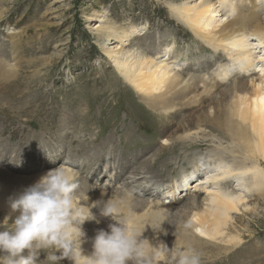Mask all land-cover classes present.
<instances>
[{"label":"rangeland","instance_id":"rangeland-1","mask_svg":"<svg viewBox=\"0 0 264 264\" xmlns=\"http://www.w3.org/2000/svg\"><path fill=\"white\" fill-rule=\"evenodd\" d=\"M184 2L0 0V185L15 188L20 184L30 186L39 179L43 169L57 168L70 155L77 159L81 157L84 162L82 166L72 168L79 185L76 199L85 213L91 212L96 217L81 225L83 232L87 233L90 229L108 230L107 224L114 221L110 217H103L101 208L117 200L126 204V208H129L127 211L134 213L136 217L131 224H135L134 230L142 233L141 239H146V244L154 253L162 252L165 245L168 248L190 245L202 253V264H264V188L262 194L256 189L249 190V206L240 205V213L231 214L228 237L242 238L241 244L233 248L202 239L198 240L205 242H189L194 231L190 225L191 218L196 212L201 214L205 206L201 205V195L192 194L194 190L188 188L192 184H200L198 181L205 180L206 175L218 173H208V163L199 157L192 162L180 163L162 176L161 171L165 170L162 161H167L169 157L167 154L161 157L163 153L158 154L157 151L161 150L164 139H175L188 131L177 129L180 123L181 126L192 120L199 123L201 120L197 115L200 112L190 111L180 120L175 118L177 125L168 132V125L160 119V112L152 113L146 107V111L141 112L138 108V105H142L141 101L136 95L126 96L119 83L122 77L105 55V50L118 45V41H107L104 31L98 33L99 30H95L100 24L105 29L118 27L127 30L133 27L141 30L138 36L140 41L146 39L151 43L149 45H153L157 34L165 35L163 42L166 46H174L183 52L189 46L194 47L193 36L184 25L172 18L169 8L170 5ZM245 5L252 7L250 2L241 4ZM254 10L264 21V0H256ZM101 20L104 22L101 23ZM144 28L148 33L143 36ZM153 50L155 47H150L148 52ZM210 52L209 49L200 50L190 62L182 57L177 66L183 70L185 66H193L191 70L186 69V74L199 75L202 72L207 77L215 76L218 72L214 68L217 66L209 68L210 63L216 61L213 57L215 54ZM232 73H235V79L231 81L228 78V86L224 90L240 85L236 78L242 73L238 70ZM242 75L246 76L245 73ZM252 78L255 75L245 79ZM218 109L216 105L215 110ZM211 111L213 109L210 107L204 110L208 113ZM131 128L134 135L131 136L130 132L127 141H121L120 136L123 139L125 132ZM163 131L166 136L161 138ZM208 132L214 133L211 130ZM155 137L158 144L154 146L150 143ZM149 145L153 148L151 151L135 160L130 158L127 167L124 162V171L116 170L120 168L118 159L122 158L124 150L134 153ZM207 151L215 153L210 148ZM160 158L162 161L159 165L156 163L157 178L162 183L177 182L180 189L175 199L180 202L170 205L173 210L171 217L154 220L146 211L136 209L138 204L134 200L139 201L142 197L122 185L133 168H140L145 163L150 165ZM45 159L50 160L48 165H44ZM106 163L107 173L101 174L96 184L95 180L102 171L95 172V168ZM88 169L90 172L86 171ZM3 171L9 173L4 175ZM193 173L194 177L190 176L187 181L189 185L181 183L185 175ZM231 180L229 186H223V182L221 186L226 192H237L239 184L237 180ZM212 183L206 186L214 191L216 188ZM182 193H191L192 196L181 200ZM163 200L168 199L164 197L156 203L163 204ZM7 215V212L0 211V222ZM131 224L130 227H133ZM45 257L46 253L41 252L38 258L40 264H46L43 261ZM61 264H71V261L65 259Z\"/></svg>","mask_w":264,"mask_h":264},{"label":"bare ground","instance_id":"bare-ground-1","mask_svg":"<svg viewBox=\"0 0 264 264\" xmlns=\"http://www.w3.org/2000/svg\"><path fill=\"white\" fill-rule=\"evenodd\" d=\"M247 2H250L252 7L241 6ZM255 6L256 0H185L181 5H170L172 18L184 25L193 36L194 47L189 46L183 52L174 46H166L163 42L166 38L165 35L158 36L157 34L155 43L149 45L151 43L148 40H139L138 36H140L141 30H135L133 27L127 30L118 27L105 29L100 24L95 28V30H99L98 33L104 31L107 41H118V45L105 50V55L122 77V82L119 83L123 91L126 92V96L136 95L144 105V107L138 105L141 112L142 110L146 111L145 107L152 113L160 112V119L166 121L168 125L167 132L173 129L178 120L185 117V114L190 111L200 112L197 115V118L199 117L201 120L199 123L196 124L193 120L191 123H185L186 125L183 123L182 126L180 123L177 129L188 131L175 139H164L161 150L157 151L158 154L163 153L161 157L167 154L169 157L167 161L171 160L173 163H166V160L162 161L160 158L155 163L151 162L150 165L145 163L140 168H133L122 185L126 190L142 197L139 201L134 200L135 204H138L137 210L146 211L147 214H150L149 217L154 220L169 218L172 216L170 212L173 211L170 205L180 202L175 199L180 187L174 181L162 183L155 172L158 171L157 165L160 161L165 163V170L161 171L163 176L169 169H173L180 163L192 162L199 157L206 160L208 163V171H206L208 173L216 171L218 174H208L210 177L206 175L205 180L203 178L198 181L201 182L200 184H195V186L192 184L193 187L191 185L188 188L190 191L194 190L192 194L201 195V205L205 206L201 214L196 212L192 218L190 217V225L194 230L191 241H189L191 243L205 242L198 240L202 239L233 248L241 244L242 238L228 237V225H231L232 222L231 214L240 213V205L249 206V197L247 196L249 190L256 189L261 194L263 192L264 21L261 20L259 12L253 11ZM235 14L237 16L232 17ZM100 22L103 23L104 20ZM143 31H145L143 36L148 33L146 28ZM183 33L187 37V34ZM150 47H155V50L149 53ZM204 49H209L211 54L216 55H213L216 61H212L209 67L213 69L217 66V69L214 68L218 72L215 73V76L207 77L202 72V75L201 73L199 75L186 74V69L191 70L193 66H185V70L181 69V66H177L181 63L182 57L190 62L198 54V51ZM234 70H238L242 74L245 73L246 76L238 75L240 77L236 79L240 85L224 90L228 86V78L231 81L235 79V73H232ZM12 75L9 74V76ZM253 75L255 78L245 79ZM223 104L225 105L223 106ZM216 105L219 106L217 111L215 110ZM209 107L213 109V112H204ZM175 118H178L176 122H174ZM205 128L214 133L208 132L209 130L207 131ZM131 130L132 128L125 132L123 139L120 136L121 141H127L128 135L133 133ZM164 136H166L165 131L161 138ZM150 144L154 146L158 144L156 137ZM151 145L141 148V150L138 149L134 153L126 152L127 149L124 150L122 158L118 159L121 169L116 170L124 171L122 168L128 166V163L131 162L130 158L135 160L145 152L151 151L153 149L150 147ZM209 148L215 153H209L207 151ZM209 154L210 156H208ZM65 160V163L59 164L57 168L63 166L74 174L75 170L72 168L81 167L84 163L81 161V157L77 159L73 155L68 156ZM48 161L50 160H46L44 165H48ZM123 163L126 167L122 166ZM107 168V163L95 168V172L102 171L96 180L94 179L96 184L99 182L101 174L107 173ZM52 169H43L40 176ZM86 171L90 172L89 169ZM6 173L9 172L3 171L4 175ZM190 176L194 177V173L185 175L181 183L185 182L189 185L187 181ZM231 179L237 180L239 188H241H238L237 192H226L227 190L221 186V182H223L222 185L229 186ZM210 182H213L216 190L208 189L206 185H211ZM27 185L20 184L16 188L0 185V211L2 213L7 212L9 215L11 212L8 204L9 198L22 191ZM192 194L182 193L183 196L179 199L190 198ZM164 197L168 199L163 200L165 203H156L157 200L164 199ZM171 198L172 200H170ZM110 204L115 205L119 212L124 211L123 214L129 217V224L133 222V218L136 216L127 211L129 208H126V204L117 200L111 201ZM131 225L133 227L130 225L129 227L134 229L135 224ZM92 230L84 232L85 238L82 244L84 254L92 252V239L98 231Z\"/></svg>","mask_w":264,"mask_h":264},{"label":"clouds","instance_id":"clouds-1","mask_svg":"<svg viewBox=\"0 0 264 264\" xmlns=\"http://www.w3.org/2000/svg\"><path fill=\"white\" fill-rule=\"evenodd\" d=\"M78 187L75 174L60 166L10 197L11 212L0 222V264H40L41 252L46 264L65 259L71 264H202V253L190 245H165L154 253L115 205L101 208V215L114 223L97 231L92 252L85 255L81 225L96 217L77 201Z\"/></svg>","mask_w":264,"mask_h":264}]
</instances>
